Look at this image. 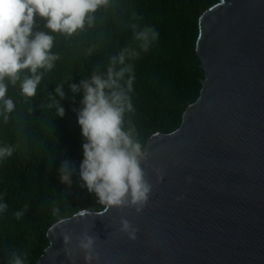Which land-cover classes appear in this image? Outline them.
<instances>
[{
	"label": "water",
	"instance_id": "water-1",
	"mask_svg": "<svg viewBox=\"0 0 264 264\" xmlns=\"http://www.w3.org/2000/svg\"><path fill=\"white\" fill-rule=\"evenodd\" d=\"M196 50L202 90L176 131L147 141L142 212L83 211L53 238L58 221L37 264H84L75 245L85 231L98 264H264V0H219L200 18Z\"/></svg>",
	"mask_w": 264,
	"mask_h": 264
},
{
	"label": "trees",
	"instance_id": "trees-1",
	"mask_svg": "<svg viewBox=\"0 0 264 264\" xmlns=\"http://www.w3.org/2000/svg\"><path fill=\"white\" fill-rule=\"evenodd\" d=\"M218 3L108 0L93 14L91 26L86 22L71 36L50 33L54 36L52 52L59 56L55 67L44 72L34 97L21 95L19 81L9 83L7 96L15 109L7 120L0 116V146L14 149L11 157L0 161V195L8 205L0 214V264H9L14 251L26 257L25 264H37L49 246L47 232L53 224L83 211L105 209L94 194L81 187L84 141L75 110L82 97L74 96L70 85L90 78L93 72L104 73L110 58L127 50L126 65L132 72L125 79L134 76L129 93L134 111L126 114V123L135 127L144 147L155 134L173 133L185 110L200 96L205 73L196 50L199 21ZM44 23L37 18L34 30L47 31ZM145 28L158 33L147 51L135 38ZM57 85L64 86L63 118L48 107ZM65 160L76 168L70 188L59 178ZM19 211L24 215L18 220L15 213Z\"/></svg>",
	"mask_w": 264,
	"mask_h": 264
},
{
	"label": "clouds",
	"instance_id": "clouds-1",
	"mask_svg": "<svg viewBox=\"0 0 264 264\" xmlns=\"http://www.w3.org/2000/svg\"><path fill=\"white\" fill-rule=\"evenodd\" d=\"M107 3L108 0H0V116L7 120L15 109L14 101L7 96L9 83L15 85L19 81L21 95L34 97L44 72L55 67L59 56L52 52L54 36L50 33L71 36L82 30L86 22L91 26L93 14ZM37 18L44 20L47 31L34 30ZM135 38L147 51L151 42L158 39V33L145 28L136 32ZM126 51L111 57L104 73L93 72L90 78L71 84L70 90L74 96L82 97L75 110L84 141L79 165L81 187L94 194L105 209L134 208L139 214L149 200L152 185L141 166L147 156L146 148L137 138L135 127L125 120L126 114L134 111L129 95L134 76L125 79L132 72L131 66L126 65ZM25 71L28 74L21 78ZM64 98V86L57 85L48 105L56 109V117L65 115L61 104ZM13 151L11 146H0V161L11 157ZM75 171L71 162L63 161L60 182L70 188ZM7 208L0 195V214ZM23 215V211L15 213L18 220ZM64 223L60 220L49 234L55 238V229ZM120 231L131 241L137 238V229L127 219L120 220ZM61 235L64 253L71 256L72 236L64 232ZM95 245L96 238L87 231L77 238L75 247L84 254V264H98ZM25 259L14 251L9 264H25Z\"/></svg>",
	"mask_w": 264,
	"mask_h": 264
}]
</instances>
